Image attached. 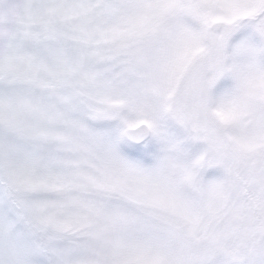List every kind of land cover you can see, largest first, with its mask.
<instances>
[{"label":"rangeland","instance_id":"1","mask_svg":"<svg viewBox=\"0 0 264 264\" xmlns=\"http://www.w3.org/2000/svg\"><path fill=\"white\" fill-rule=\"evenodd\" d=\"M0 264H264V0H0Z\"/></svg>","mask_w":264,"mask_h":264},{"label":"flooded vegetation","instance_id":"2","mask_svg":"<svg viewBox=\"0 0 264 264\" xmlns=\"http://www.w3.org/2000/svg\"><path fill=\"white\" fill-rule=\"evenodd\" d=\"M52 46V59H53V62L55 63V69L56 70H66V71H69L72 75H77L76 73V69H78V67L76 68V64H78L80 61L76 60L75 58H73L72 56H68V57H65V56H62L60 54V52L58 51L60 49L59 46H55L53 44H51ZM58 51V52H57ZM78 76V75H77ZM78 78V77H77ZM138 126V125H137ZM137 126L135 127H130V128H136ZM110 134L113 135L112 132H110ZM125 141V140H124ZM127 144L131 145L129 146L126 150L128 151L129 155L131 156H135V155H139L141 153H145V154H152V152L150 151L149 148H142L141 149V152L139 153H135L132 151L131 148H139V147H134V145L130 144L129 142L125 141Z\"/></svg>","mask_w":264,"mask_h":264},{"label":"water","instance_id":"3","mask_svg":"<svg viewBox=\"0 0 264 264\" xmlns=\"http://www.w3.org/2000/svg\"><path fill=\"white\" fill-rule=\"evenodd\" d=\"M221 24H217L220 28ZM150 136V128L147 125H142L137 129H129L125 132V137L135 144H140L147 140Z\"/></svg>","mask_w":264,"mask_h":264}]
</instances>
